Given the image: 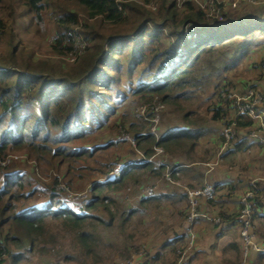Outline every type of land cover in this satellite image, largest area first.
<instances>
[{
  "label": "trees",
  "instance_id": "trees-1",
  "mask_svg": "<svg viewBox=\"0 0 264 264\" xmlns=\"http://www.w3.org/2000/svg\"><path fill=\"white\" fill-rule=\"evenodd\" d=\"M55 1L59 5L55 9L58 16L54 21L58 35L50 46V52L65 61L72 46L74 27L82 28L77 31L88 41L85 52L74 63H77L79 71L78 81L42 75L30 65L28 68L31 70L27 73L17 70L16 66L17 69L0 67V161L8 154L26 152L27 157L37 161L42 172L64 169V176L69 181L101 177L90 185L87 198L74 202L57 191V175L42 187L35 171L32 175L38 186L30 181L29 171L12 167L17 161L9 166H0V264L7 260L10 264H21L28 253L40 254L48 249L44 247L46 244L54 248L57 241L47 240L49 235L52 236V232H46L50 221L59 225L58 231L69 235V248L83 257L95 258L100 242L97 224L110 227L116 220L124 224L138 210L129 207L123 210L107 192L125 189L130 182L138 184L144 174L163 178L165 166L155 167L148 161L153 159L155 148L169 154L187 148L188 158L193 160L189 154L202 132L185 120V126L167 130L159 137L152 133H137L133 136L136 151L131 149L124 158L116 155L113 160L109 158V149L116 142L93 145L94 132L108 126L118 106L126 100V91L144 97L159 96L162 102L167 103L173 93L183 91L187 84H191L201 64L206 57L213 55L217 47L245 48L230 63L235 67L247 48V43H239L236 39L256 36L255 32L264 34L261 17L264 6L243 13L236 18L234 25H229L226 18L222 23L216 20L208 23L204 12L190 0L182 3L181 11L175 0ZM141 2L156 4L157 11L146 9L140 5ZM19 8L23 9L22 15L30 20L33 32L46 36L48 29L43 16L49 9L46 0H0V30L5 14L12 19ZM79 14L84 19L82 27ZM132 17L140 23L134 25L129 33L104 36L98 31L100 26L124 24ZM11 54L16 64L14 51ZM215 110L214 119L217 120L222 109L217 107ZM154 113L150 109L147 114L152 117ZM250 126L252 122L249 119L239 117L235 120L236 131ZM245 135L241 132L235 135L228 145L229 153L239 152L250 145ZM223 142L221 136V144ZM113 167L120 168L118 173L114 174ZM249 186L253 226L255 193L259 188L256 183ZM213 189L220 188L214 185ZM38 192H42L43 197L34 202ZM152 194L140 198L139 206L146 207L159 199L156 193ZM185 195L181 197L185 198ZM99 206L108 216L107 220L94 215L93 211ZM202 208L199 205L198 212ZM235 223L241 225L238 213L230 219L225 217L217 225L229 227ZM182 239L183 236H175L164 241L153 254L141 252L139 246L133 247L137 256L134 264H178L181 258L178 251L181 253L182 250H178L177 244ZM230 247L238 249L237 242L230 243ZM194 250L181 264L203 261L204 251ZM129 254L124 257L128 258ZM256 254L264 261V252ZM62 256L66 261L73 260L71 253Z\"/></svg>",
  "mask_w": 264,
  "mask_h": 264
},
{
  "label": "rangeland",
  "instance_id": "rangeland-1",
  "mask_svg": "<svg viewBox=\"0 0 264 264\" xmlns=\"http://www.w3.org/2000/svg\"><path fill=\"white\" fill-rule=\"evenodd\" d=\"M175 1L181 11L182 3L188 0ZM190 1L197 9L206 14L209 0ZM213 2H217L221 6L216 5L219 9L216 10V13L219 12L216 16L207 18L204 15L209 20L208 23H212V20L222 23L226 18L225 21L229 25H234L236 18L243 13H249L252 9H260L264 6V0L239 1L235 7L228 4L226 0H213ZM46 3L49 9L44 11L43 16L48 32L44 37L33 32V29L30 28V20L22 15V8L18 9L12 19L6 14L3 15L5 20L3 28L0 30V67L8 69L18 67L16 69L24 73L34 68L42 75L53 78L65 77L72 81H78L77 63L74 65L77 60L71 63L65 57V61H62L50 52L51 44L56 42L53 37L58 35L54 21L58 16L55 9L59 5L55 0H46ZM148 3L141 2L140 5H144L148 10L151 9L150 11H157V7L151 8L147 5ZM261 17L264 21V11ZM78 18L79 25L82 27L84 19L81 14ZM138 23L140 20L132 17L124 24L100 26L98 31L104 36L129 33ZM74 29L81 31L82 28L74 27ZM254 35L256 36L236 39L239 43H247V48L245 55L239 61L237 60L235 67L230 66V63L240 56L245 48L217 47L213 55L206 57L207 59L201 64L191 84H187L185 90L173 93L167 103L162 102L159 96L144 97L139 93L134 94L126 91V100L118 106L108 126L94 132L93 145H103L109 141L116 142L109 149L111 151V153L109 152L110 160L117 157L116 155L124 158L131 149L136 151L133 136L137 133H152L155 137H159L167 130L185 126L186 121H190L193 128L202 132L196 147L189 154L190 157L193 156V160L188 158L187 148L174 154L165 153L161 148H155L153 166L164 165L166 172L163 175L168 174V180L164 176L163 178L149 177L144 174L140 177L138 184L130 182L125 189L107 192L125 211L128 207L132 209L141 197L150 195H147L149 192L159 193L160 198L157 201H153L146 207L137 206V212L132 214L124 224L118 220L110 227L98 223L96 233L100 237V242L95 258L92 256L83 257L80 253L69 248V235L58 231L59 225L50 221L48 222L49 230L46 229V232H52V236L49 235L47 240L48 242L56 240L57 244L54 248H50L49 244L44 246L52 251H46L48 250L46 249L40 254L28 253L21 264H134L137 257L133 247L139 246L141 252L146 251L153 254L164 241L175 236H183L182 241L177 244L178 250H182L181 253L178 251L181 256L178 264L185 261L193 249L204 251L203 261L199 260V264H264V261L258 262L256 253L259 252L252 248L244 249L240 235L242 225L235 223L233 226L226 227L224 224L217 225L220 221L218 223L216 221V218L219 220L225 217L230 219L238 213L242 197L246 193L252 194L248 191L250 184L243 181L246 178L251 180L259 188V191L255 193L256 204L254 205L256 206L251 241L254 246L264 248V142L259 145L256 140L251 146H247L239 152L230 153L228 145L233 139L226 142L223 137L224 142L221 144V136H224L225 129L239 117L251 120L252 126L239 131L235 130L233 138L240 132L241 134L246 133L247 141L250 137L257 139L253 133L260 136L261 139L264 138V120L240 115L236 110L235 103L232 102L234 98H243L249 89L264 95V34L255 32ZM12 51L17 59L16 64L11 54ZM25 63H28L27 68ZM29 65L31 69L28 68ZM153 107H157V111L150 117L147 113ZM217 107L222 109V113L220 118L215 120L214 114ZM186 113L188 115L184 118ZM26 154V152L8 154L6 158L14 156L10 161L0 164V166H9L17 161L12 167L29 171L31 173L30 181L38 186L37 181L33 178L34 174L32 175V172L35 171V176H39L38 181L41 182L42 187H46L45 185L56 179L57 175L58 180L55 184L57 191L74 202L87 198L90 185L101 177L77 178L69 181V178L64 176V169L61 171L49 169L47 172H42L37 161L31 160ZM155 162L160 164L157 165ZM115 169L113 167V170ZM213 185L221 186L223 195L217 189L214 191L213 198L209 200L210 202L197 198L198 205L203 207L200 214L204 216H198L196 222L190 227V233L194 237V242L190 245V242L187 241V238L190 237L187 232L188 222L186 226V216L190 209V193L206 186L213 187ZM78 187L81 189H77ZM37 194H35L34 202H39V198L43 197L42 192ZM184 194L187 196L181 197ZM258 201L260 205H258ZM219 211L220 216L216 214H219ZM93 213L101 219H108L101 206ZM218 237L220 238L218 239ZM235 241L240 245L237 244L238 249L230 247V243ZM64 253H71L73 260L66 261L62 256ZM126 253H130L128 258L124 257ZM5 264H10L9 260Z\"/></svg>",
  "mask_w": 264,
  "mask_h": 264
},
{
  "label": "built area",
  "instance_id": "built-area-1",
  "mask_svg": "<svg viewBox=\"0 0 264 264\" xmlns=\"http://www.w3.org/2000/svg\"><path fill=\"white\" fill-rule=\"evenodd\" d=\"M239 1H258V0H226V2L228 4H230L232 7H235L237 5V2ZM226 3V4H227ZM221 6L220 4H218L217 2H213V0H209V4L207 5L208 7L207 12L205 14V16L207 18L209 17H213L216 16L218 13H216V10L218 11L219 9L217 8V6ZM148 6L151 8H156V4L154 3H148ZM206 18V19H207ZM53 39H57V35L55 37H53ZM71 41H72V46L71 49L68 51L67 55H66V60L73 63L75 62L81 55L83 52H85L87 46H88V41L83 37V35L77 31V29L72 30L71 32ZM232 102L235 103V107L237 112L240 115H245V116H249L250 118H261L262 120H264V101H263V95L260 93L255 92L252 89H249L246 93L245 96L243 98H234L232 99ZM154 110V112L157 111V107H153L151 108ZM263 122V121H262ZM235 122L232 121L231 124L228 125V127L225 129L224 131V139L226 142H228L230 139H233V136L235 134ZM264 126V125H263ZM264 130V127H263ZM253 133V132H251ZM256 136L255 133H253V136ZM261 142H264V138L260 139ZM14 155L4 159L3 161H0V164H5L8 161H10L12 159ZM149 162H153V159H149ZM157 163V165H159V162H155ZM120 170V168L115 169L113 172L114 174L118 173V171ZM164 178L166 180H168L169 175L166 174L164 176ZM151 194L150 192L147 193ZM213 194H214V189L212 186H206L202 189L196 190L194 192L190 193L189 196V212H188V217H187V222H188V229L187 232L188 234H190V237L187 238V241L190 242V245L193 244L194 242V237L192 236V234L190 233V227L193 225V223L196 222V219L198 216H204L203 214H200L202 212H198L197 208H198V201L197 198H201L205 201H209L213 198ZM252 197L251 193H246L240 203H241V207L240 210L238 211V219L241 222L242 228L240 231V235L242 237L243 243H244V249H249L252 248L254 249L256 252H264V248L263 247H257L253 245V242L251 241V239L253 238L252 235V207H251V202H250V198ZM217 223L219 222V219L216 218Z\"/></svg>",
  "mask_w": 264,
  "mask_h": 264
},
{
  "label": "crops",
  "instance_id": "crops-1",
  "mask_svg": "<svg viewBox=\"0 0 264 264\" xmlns=\"http://www.w3.org/2000/svg\"><path fill=\"white\" fill-rule=\"evenodd\" d=\"M255 138H257V139H254L253 137H252V138L250 137V139H248V142H247V143L250 144L249 146H251V144L255 143L256 140L259 142V143L257 142L259 145H262L261 140H260L261 137H260V136H255ZM252 140H253V141H252ZM182 166H187V165H182ZM174 170H175V169H174ZM263 178H264V176H263ZM243 182H247V184H250V185L253 184L252 181H251V180H247V178H246V180L243 181ZM254 184H255V183H254ZM213 186H214V185H213ZM247 186H248V185H247ZM218 187L220 188V189H219V193L223 195V193H221V191H222L223 188H222L221 186H218ZM249 190H250V189H249ZM249 190H248V191H249ZM258 191H259V189H258ZM154 193H155V192H154ZM154 193H153V194H154ZM163 193H164V192H163ZM153 194H152V195H153ZM158 195H159V193H158ZM158 195H157V193H156L155 196H158ZM163 195H164V194H163ZM141 198H143V197H141ZM159 198H160V197H159ZM134 204H135V203H134ZM137 206H139V201H138V203L135 204V206L133 205L132 209H136ZM139 207H140V206H139ZM216 214H217L218 216L221 215V214H220V211H219V214H218V213H216ZM200 220H201V219H200ZM219 221H221V219H220ZM237 231H238V230H237ZM223 236H224V233H223ZM223 236H222V237H223ZM220 241H221V240H220ZM236 242H237V241H236ZM238 242H239V241H238ZM237 244H238V243H237ZM238 245H239V244H238ZM239 246H240V245H239ZM256 255H257V257H258V254H256ZM136 257H137V256H136ZM261 260H263V259H259V258H258V261H261Z\"/></svg>",
  "mask_w": 264,
  "mask_h": 264
}]
</instances>
